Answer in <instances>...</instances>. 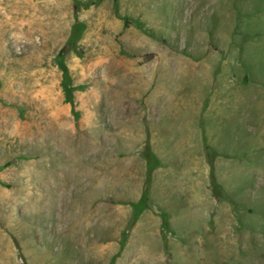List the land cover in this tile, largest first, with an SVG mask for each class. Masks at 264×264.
<instances>
[{
  "label": "rangeland",
  "instance_id": "374dc122",
  "mask_svg": "<svg viewBox=\"0 0 264 264\" xmlns=\"http://www.w3.org/2000/svg\"><path fill=\"white\" fill-rule=\"evenodd\" d=\"M0 264H264V0H0Z\"/></svg>",
  "mask_w": 264,
  "mask_h": 264
},
{
  "label": "crops",
  "instance_id": "0c3cea01",
  "mask_svg": "<svg viewBox=\"0 0 264 264\" xmlns=\"http://www.w3.org/2000/svg\"><path fill=\"white\" fill-rule=\"evenodd\" d=\"M223 82V81H222ZM245 89H243L244 91ZM239 92H242L241 90V86H239ZM191 109L194 110L196 113H199L197 111V106H193V104L191 103ZM170 110V109H169ZM166 113V112H165ZM190 129V128H189ZM194 129L196 130V132H194V136L192 138L193 140V149L192 150H188L186 148L183 147L182 144H180V141L177 140V137H176V133H178V129L177 130H174V128H172V133L170 134V136H165V129H163V131H161L160 133H158V138L156 140L157 141V144H162V149L164 150H167L168 151V155L169 157H172L173 155V152L174 153V156L175 155H179L180 157V161L184 160V161H187V160H194L196 161L197 159V153H196V150L198 149V145H197V135H198V132H197V126H194ZM193 130V128L191 129ZM175 136V137H174ZM155 140V141H156ZM154 141V142H155ZM153 143V142H152ZM156 148V147H155ZM158 149L160 150V145L158 146ZM160 153V152H159ZM188 162V161H187ZM197 163V161L195 162V164ZM172 167V166H171ZM174 169V167H173ZM177 168L175 167V170ZM183 171L185 172L186 171V167L184 166L183 168ZM172 183V182H171ZM194 197L197 198V192L195 191L194 192ZM185 198L187 199H191L192 196H186Z\"/></svg>",
  "mask_w": 264,
  "mask_h": 264
},
{
  "label": "trees",
  "instance_id": "16d2710c",
  "mask_svg": "<svg viewBox=\"0 0 264 264\" xmlns=\"http://www.w3.org/2000/svg\"><path fill=\"white\" fill-rule=\"evenodd\" d=\"M66 77H67V75H66ZM63 86H64L65 94L67 97L66 99L73 104L74 103L73 89L69 86V82L67 81V79L64 80ZM147 155L150 156V150H149V152H147ZM214 184H215V186H217L215 179H214ZM135 207H136V212H137L136 216H138V214L141 212V210L144 207H146V204H144V202L141 201L140 204H135Z\"/></svg>",
  "mask_w": 264,
  "mask_h": 264
}]
</instances>
